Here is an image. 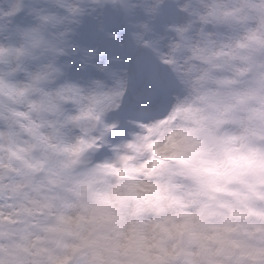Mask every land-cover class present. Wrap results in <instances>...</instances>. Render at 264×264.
<instances>
[{"label": "clouds", "instance_id": "clouds-1", "mask_svg": "<svg viewBox=\"0 0 264 264\" xmlns=\"http://www.w3.org/2000/svg\"><path fill=\"white\" fill-rule=\"evenodd\" d=\"M0 264H264V0H0Z\"/></svg>", "mask_w": 264, "mask_h": 264}]
</instances>
